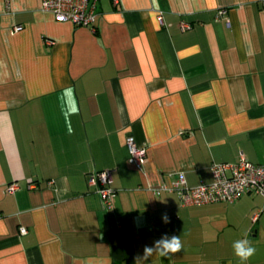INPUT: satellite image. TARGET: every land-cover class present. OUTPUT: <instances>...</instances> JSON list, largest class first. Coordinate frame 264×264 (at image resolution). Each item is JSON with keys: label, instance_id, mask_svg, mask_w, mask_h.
<instances>
[{"label": "crops", "instance_id": "obj_1", "mask_svg": "<svg viewBox=\"0 0 264 264\" xmlns=\"http://www.w3.org/2000/svg\"><path fill=\"white\" fill-rule=\"evenodd\" d=\"M98 14L93 32L0 0V264H137L163 234L182 251L143 264H264V197L156 194L242 155L264 165V0H98ZM107 169L112 209L89 184Z\"/></svg>", "mask_w": 264, "mask_h": 264}, {"label": "built area", "instance_id": "obj_2", "mask_svg": "<svg viewBox=\"0 0 264 264\" xmlns=\"http://www.w3.org/2000/svg\"><path fill=\"white\" fill-rule=\"evenodd\" d=\"M42 10L52 14L59 23H71L96 31L98 19V0H42ZM225 12H222L224 14ZM162 20V16H160ZM22 26L13 31L19 32ZM130 152V162L139 171H143L148 160V148L138 145L134 137L126 139ZM214 181L197 187H189L186 177L180 173L171 185H163L156 194L163 191L175 192L185 206H201L207 204H234L243 195L252 193L264 197V165H256L241 156L238 163H216L212 166ZM89 184L95 187L107 209H112L116 194L113 188V170L107 169L90 175ZM17 186H12L15 191ZM27 229H21L26 235Z\"/></svg>", "mask_w": 264, "mask_h": 264}, {"label": "clouds", "instance_id": "obj_3", "mask_svg": "<svg viewBox=\"0 0 264 264\" xmlns=\"http://www.w3.org/2000/svg\"><path fill=\"white\" fill-rule=\"evenodd\" d=\"M67 93H72V89L68 88L65 90ZM162 221L167 224L170 223V218L166 213L162 215ZM183 245L177 235L169 237L167 234H163L158 240L153 241L151 246L146 245L143 249V255L137 256V264H143L153 254H159L161 257L169 258L182 251ZM235 254L241 258V260H247L255 254V248L251 246L248 239L235 241L233 244Z\"/></svg>", "mask_w": 264, "mask_h": 264}]
</instances>
